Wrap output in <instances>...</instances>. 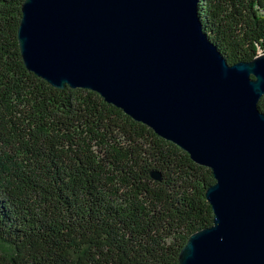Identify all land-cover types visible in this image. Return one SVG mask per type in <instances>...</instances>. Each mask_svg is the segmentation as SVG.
Returning a JSON list of instances; mask_svg holds the SVG:
<instances>
[{"label": "trees", "instance_id": "16d2710c", "mask_svg": "<svg viewBox=\"0 0 264 264\" xmlns=\"http://www.w3.org/2000/svg\"><path fill=\"white\" fill-rule=\"evenodd\" d=\"M24 2L0 0V264H180L213 225V171L98 93L30 72ZM198 6L230 65L264 50V0Z\"/></svg>", "mask_w": 264, "mask_h": 264}, {"label": "water", "instance_id": "95a60500", "mask_svg": "<svg viewBox=\"0 0 264 264\" xmlns=\"http://www.w3.org/2000/svg\"><path fill=\"white\" fill-rule=\"evenodd\" d=\"M198 5L25 0L21 55L54 88L98 93L213 171V225L189 238L180 264H264V53L230 65Z\"/></svg>", "mask_w": 264, "mask_h": 264}, {"label": "rangeland", "instance_id": "374dc122", "mask_svg": "<svg viewBox=\"0 0 264 264\" xmlns=\"http://www.w3.org/2000/svg\"><path fill=\"white\" fill-rule=\"evenodd\" d=\"M263 53H264V50H261V51H260V54H263ZM3 248H4V246H3Z\"/></svg>", "mask_w": 264, "mask_h": 264}]
</instances>
